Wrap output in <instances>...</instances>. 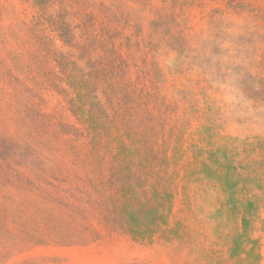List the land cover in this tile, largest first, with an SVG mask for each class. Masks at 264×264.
I'll return each mask as SVG.
<instances>
[{
	"label": "rangeland",
	"instance_id": "374dc122",
	"mask_svg": "<svg viewBox=\"0 0 264 264\" xmlns=\"http://www.w3.org/2000/svg\"><path fill=\"white\" fill-rule=\"evenodd\" d=\"M0 264H264V0H0Z\"/></svg>",
	"mask_w": 264,
	"mask_h": 264
}]
</instances>
